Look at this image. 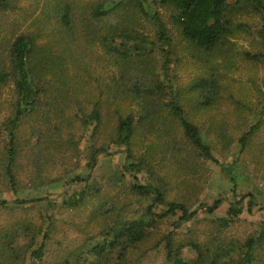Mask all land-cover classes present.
<instances>
[{
  "label": "trees",
  "instance_id": "obj_1",
  "mask_svg": "<svg viewBox=\"0 0 264 264\" xmlns=\"http://www.w3.org/2000/svg\"><path fill=\"white\" fill-rule=\"evenodd\" d=\"M17 1L0 0V15L17 10ZM153 7L157 9L152 11L156 20L155 41L147 36L145 28L139 29L141 20L149 18V11ZM161 10L166 11L167 19L160 15ZM44 14L46 18L56 20V23L42 21V25L51 21L49 33H43L44 26L35 21L31 26L33 30L28 29L6 38L0 46V96L5 87H14L11 115L0 123V137L6 142L4 150L0 151V177L19 196V132L22 122L34 116L42 117L46 129L38 131V143H35L33 152H42L40 144L43 143L47 154L43 163L37 165L36 176L42 183L35 182L33 186L48 187V183L64 182L62 179L42 178V173L47 164L52 163V149L61 145L71 151L77 145L73 138L67 140L61 137L64 135L62 130L73 123V116L69 117L66 112H70L76 104L79 113H75L74 117L80 118L84 127L83 139L79 144L86 141L88 155L85 165L89 173L71 177L72 180L86 182L90 186L89 180L101 156H124L122 167L131 173L129 178L134 181L130 189L147 201L140 215H120L110 224L104 223L102 231L93 237L97 240L96 244L85 254L94 257L90 264H128L124 262L125 255L141 245L162 221L174 216L179 217L180 224L196 221L201 214H215L223 202L221 199L211 203L170 201L165 180L161 179L158 184L152 181L144 184L138 177L135 179L132 176L150 172L152 158L155 157L153 161L160 160L161 154L165 153H170L174 160L181 157L188 161L198 157L221 166L220 159L213 152L210 138L182 105L184 97L170 75L171 54L176 44L172 34L177 32V37L187 45L191 57L205 65L206 71L192 84L190 94L199 102L200 110L206 112L224 98L221 67L228 69L236 57L264 65V0H153L147 5L143 0H49L44 7ZM254 18L260 20L257 25L253 24ZM243 35H257L261 48L252 52L239 46L237 40L242 39ZM161 45L164 47L163 61L154 51L155 46ZM96 51L101 52L100 55L95 54L96 61L104 60L107 66L116 70L106 88L114 96V101L131 100L140 108L139 119L127 114L118 120L111 139L112 144L123 148L118 155L108 151V146L98 148L92 142L103 125L105 110L103 92L98 90V99L93 102L90 97L96 93H90L87 89L92 81L90 60ZM84 74L89 77L85 79ZM80 96H83V103ZM86 103H92L90 110L84 106ZM241 104L239 102L238 108H250ZM51 118L56 120L55 124H52ZM263 125L264 104L261 112L256 113L254 123L238 139L239 154L248 151ZM142 128H145L146 133H157L160 140L145 154H139L134 149L138 139L144 137L140 135ZM178 129L182 133L181 139L177 137ZM142 144H146L145 139ZM181 163L179 161L175 166L182 167ZM93 188L90 186L88 189ZM233 193L236 197L226 215L218 221H210L216 233L230 228L245 212L252 214L254 207L258 206L254 195H237L235 188ZM42 195L43 191L39 189L30 192L28 199H0V208H24L29 202H46L48 211H51L56 201ZM90 195L89 190H82L72 196H65L64 202L69 206H77ZM246 201L247 205L244 204ZM111 210L99 209L93 218L100 214L108 216ZM261 210L264 212V206ZM43 229L27 223L14 232L0 230V264H25L28 260L31 263L34 258L42 260L50 234ZM21 230L26 235H22L19 232ZM41 234L44 240L34 249L37 244L35 239ZM162 244H165L168 264H191L184 256L186 247L192 248L196 254L193 264H262L261 261L255 263L257 260L253 255L264 249V221L257 225L256 232L241 246L246 251H240L242 255L236 261L230 257L231 250L218 247L213 251L195 244L184 245L175 241L173 234L162 238ZM23 251L24 260L21 258ZM29 252L30 258L26 260L25 256ZM113 254L118 255L116 260H112Z\"/></svg>",
  "mask_w": 264,
  "mask_h": 264
},
{
  "label": "rangeland",
  "instance_id": "obj_2",
  "mask_svg": "<svg viewBox=\"0 0 264 264\" xmlns=\"http://www.w3.org/2000/svg\"><path fill=\"white\" fill-rule=\"evenodd\" d=\"M47 1L49 0H18L17 10L1 14L0 46L6 38L14 37L28 29L33 30L31 26L35 21L44 26L43 33H49L50 22L56 23V20L45 17L44 7ZM85 1L93 2L95 0ZM143 1L147 5L153 0ZM155 10H157L155 7L150 9L149 18H143L139 28H145V33L152 41L157 38L156 20L152 16V11ZM166 14V11H160L163 19H167ZM47 20L51 21L42 25V21ZM253 20L254 25L260 21L258 18ZM172 36L176 44L171 54L170 75L173 77L175 85L180 88L182 97H184L182 98V105L189 112L190 118L210 138L213 152L220 159L221 166L218 167L198 157H192L188 161L181 157L174 160L170 153L161 154L160 159V156L155 152L160 160L164 158L162 164L160 160L153 161L155 158L153 157L150 172L132 176L138 177L140 182L144 184L150 183V181L158 184L161 179L165 180L169 189L168 200L170 201L211 203L221 199L223 202L215 214L209 216L201 214L196 221L180 224L178 216L162 221L141 245L132 248L129 254L125 255L124 262L128 264H168L165 244L160 245V241L170 234H173L175 241L184 245L195 244L202 249L209 248L213 251L217 250L218 247H224L226 251L231 250L230 257L236 261L246 251L245 247L241 246L244 245L249 236L256 232L257 225L264 221V212L261 210V207L264 206V125L260 128L258 136L248 151L243 155L239 154L240 145L238 141L244 131L248 130L249 126L254 123L256 113L261 112V107L264 104V65L243 60L241 57H236L233 62L232 57L233 64L229 65L228 69L220 68V73L224 75L222 82L223 100L208 111L202 112L199 102L193 99L190 90L192 84L206 71L205 65L191 57L187 45L177 37V32H174ZM237 43L245 50L252 52L261 48L260 38L257 35H243V38L237 40ZM163 48V45L154 48L155 54L161 61L165 58L162 52ZM95 54L100 55L101 52L96 51L93 59L90 60L92 67L90 80L92 81L88 84L87 89L91 91L90 93H96L95 96L90 97L93 102L98 99V90L103 92L102 99L105 102L103 105L105 110L103 112V125L92 142L98 148L108 146V151L118 155L123 148L111 142L118 120L120 116L126 117L127 114H132L136 119H139L140 108L136 102L131 100L116 99L114 101V96L106 88L111 83V76L116 70L114 67L107 66L104 60L96 61ZM74 72L73 69L72 73ZM84 75L85 79L89 77V75ZM96 84H100V86H96ZM13 91V85L5 87L2 91L0 96V123L5 122L11 115ZM80 97L83 103V96ZM239 102L250 108H238ZM84 106L90 110L92 103H86ZM75 113H79L76 104L72 106L70 112H66L69 117L73 116V123L62 130L64 135L61 137L67 140L73 138L77 145L71 151L66 148L67 146L61 145L52 149V163L49 162L42 173V178L62 179L64 182L48 183V187L44 185L33 186L35 182L42 183L41 180L37 179V165L43 163L45 154H47L43 143L40 144L42 152L38 154L33 152L35 143H38V131L40 129L45 131L46 129V123L42 117L34 116L26 118L22 122L19 132L21 139L18 160L19 196L14 194L9 185L0 177V199L8 201L28 199L30 192L40 189L43 191L42 197L57 203L51 211H48L46 202L40 204L29 202L24 208H15L14 206L0 208V230L5 233L11 230L14 232L21 225L27 223L44 227L43 231H49L44 257L42 260L36 258L31 260V263L34 264H90L94 257L86 255L85 252H88L92 245L96 244L97 240L93 237L102 231V225L104 223L110 224L120 215L125 217L140 215L147 205L146 200H143L141 196L130 189L134 181L129 178L131 173L122 167L124 156H101L99 158L97 168L89 180L90 186L94 187L93 189H88L90 186L86 182L78 183V181L72 180L71 177L84 176L89 173L85 165L88 155L86 153V141L81 145L79 144L83 139L84 127L80 118L74 117ZM51 121L52 124L56 123L54 118H51ZM144 131L145 128L140 129V135L144 137L139 138L134 146L135 151L139 154L150 152L153 144L160 142L157 133ZM177 135L179 139L182 138L180 129H178ZM143 139L146 142L144 145L142 144ZM5 144L4 139L0 137V151L4 150ZM179 161H182V167L175 166ZM185 165L186 168L182 169ZM33 179L35 180L32 181ZM233 188L237 190V195H254L258 206L254 207L252 214L245 212L230 228L225 229L222 233H216L211 222L218 221L219 218L226 215V211L236 197H234ZM82 190H89L91 195L87 196L77 206L65 204V196H72ZM244 204L247 205V201ZM99 209L101 211L112 210L108 216L100 214L99 217L93 218ZM19 232L26 235L23 230ZM43 238L44 235L41 234L35 239L37 244L34 245V249L42 244ZM24 253L23 251L21 256L23 260ZM29 254L30 252L25 256L26 260L30 258ZM184 256L191 264L196 259V254L190 247L184 249ZM253 256L257 260L255 263L261 261L264 264V249ZM117 257V254H113L112 260H116ZM31 263L28 260L25 264Z\"/></svg>",
  "mask_w": 264,
  "mask_h": 264
}]
</instances>
